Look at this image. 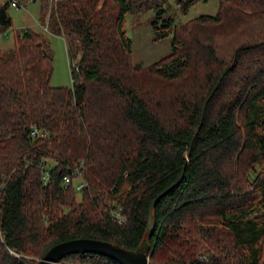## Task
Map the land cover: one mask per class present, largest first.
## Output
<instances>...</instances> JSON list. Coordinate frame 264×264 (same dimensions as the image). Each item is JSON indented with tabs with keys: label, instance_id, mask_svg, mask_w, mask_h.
I'll return each mask as SVG.
<instances>
[{
	"label": "trees",
	"instance_id": "16d2710c",
	"mask_svg": "<svg viewBox=\"0 0 264 264\" xmlns=\"http://www.w3.org/2000/svg\"><path fill=\"white\" fill-rule=\"evenodd\" d=\"M179 1L186 12L197 0ZM139 6L55 0L43 11L80 52L71 86L50 84L42 33L23 28L0 50V264H34L77 237L134 249L162 192L152 262L264 264V0H218L182 24L158 9L154 38L171 31V50L148 65L133 63L124 24ZM75 166L80 191L62 183ZM56 264L121 263L76 252Z\"/></svg>",
	"mask_w": 264,
	"mask_h": 264
},
{
	"label": "rangeland",
	"instance_id": "374dc122",
	"mask_svg": "<svg viewBox=\"0 0 264 264\" xmlns=\"http://www.w3.org/2000/svg\"><path fill=\"white\" fill-rule=\"evenodd\" d=\"M6 0H0V6ZM141 4L135 12L125 14V29L127 35L131 38V58L134 64L148 65L160 57L168 54L171 50L172 32H168L164 37L155 39L151 21L158 9L163 8V16L172 17L175 24H182L187 19L199 14H214L217 10L218 0H197L188 6L186 12L181 10L183 5L179 0H135ZM22 7L14 9L8 7V14L12 18V25L3 30L0 28V50L8 51L14 41V37L23 30L30 28L42 33L48 42L52 51V75L50 84L53 86H71L73 79L71 71L77 64L80 56L71 42L69 36L62 31H55L52 27L40 20L43 11L49 13V8L55 3V0L48 1L41 8L43 2L39 0L22 1ZM146 4V5H145ZM47 5V6H46ZM46 27V29L44 28ZM227 49L226 40L220 41Z\"/></svg>",
	"mask_w": 264,
	"mask_h": 264
},
{
	"label": "water",
	"instance_id": "95a60500",
	"mask_svg": "<svg viewBox=\"0 0 264 264\" xmlns=\"http://www.w3.org/2000/svg\"><path fill=\"white\" fill-rule=\"evenodd\" d=\"M162 194L163 192L152 200L145 230L134 249H128L107 240L77 237L55 243L34 264H56L64 255L76 252L104 254L116 259L121 264H158L149 259V238L155 226L154 206Z\"/></svg>",
	"mask_w": 264,
	"mask_h": 264
},
{
	"label": "built area",
	"instance_id": "2783aa9c",
	"mask_svg": "<svg viewBox=\"0 0 264 264\" xmlns=\"http://www.w3.org/2000/svg\"><path fill=\"white\" fill-rule=\"evenodd\" d=\"M6 1L8 2V7H11L14 9H19L23 6L22 1H19V0H6ZM44 28L46 29L45 26H44ZM38 133L39 132L35 128L31 132V134H34V135L38 134ZM50 165L51 164H47V163L41 164V178H42V182L44 185L47 184L51 178ZM70 171H71L70 173L65 174L63 176V180H62L63 186L68 187L71 183H73L75 189L77 191H80L81 188L84 186V182L80 179L81 174H82L81 168L79 166H75ZM73 178H77V180L75 182H73L72 181ZM115 215H116V217H119L118 212Z\"/></svg>",
	"mask_w": 264,
	"mask_h": 264
}]
</instances>
